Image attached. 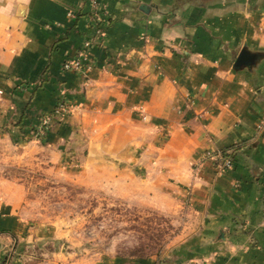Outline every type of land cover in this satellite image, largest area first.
I'll use <instances>...</instances> for the list:
<instances>
[{
  "label": "crops",
  "instance_id": "obj_1",
  "mask_svg": "<svg viewBox=\"0 0 264 264\" xmlns=\"http://www.w3.org/2000/svg\"><path fill=\"white\" fill-rule=\"evenodd\" d=\"M96 7L0 0V264L27 228L25 185L5 167L29 162L183 216L144 264H264V0ZM75 60L89 68H62ZM59 104L77 108L54 116ZM231 148L218 172L209 154Z\"/></svg>",
  "mask_w": 264,
  "mask_h": 264
},
{
  "label": "rangeland",
  "instance_id": "obj_2",
  "mask_svg": "<svg viewBox=\"0 0 264 264\" xmlns=\"http://www.w3.org/2000/svg\"><path fill=\"white\" fill-rule=\"evenodd\" d=\"M209 156L218 172L229 169L225 151ZM5 168L26 189L27 228L8 264H144L169 252L184 227L170 206L135 204L87 179L46 174L37 162Z\"/></svg>",
  "mask_w": 264,
  "mask_h": 264
},
{
  "label": "built area",
  "instance_id": "obj_3",
  "mask_svg": "<svg viewBox=\"0 0 264 264\" xmlns=\"http://www.w3.org/2000/svg\"><path fill=\"white\" fill-rule=\"evenodd\" d=\"M92 4L93 7H95V10H97V12H95V16L97 17V19L99 18V15L101 14V10L102 8H98L96 7L97 5V0H92ZM62 68L67 70V69H73V70H81V69H85L87 70L89 67L88 65H84L83 61L81 60H75V61H66L63 63ZM2 94V91L0 90V95ZM73 108H77V106H71V105H65V104H59L54 112L53 115L54 116H59V115H63L65 113H68L71 111V109ZM51 115H45L40 119V122L38 124V126L35 128L34 130V134L36 136V138H42V136H44V134L46 133L47 129L50 127L51 124ZM264 124V115L261 116L260 121H259V125L258 127H261ZM227 165V167H231L232 161L230 163V161H226L225 163Z\"/></svg>",
  "mask_w": 264,
  "mask_h": 264
},
{
  "label": "water",
  "instance_id": "obj_4",
  "mask_svg": "<svg viewBox=\"0 0 264 264\" xmlns=\"http://www.w3.org/2000/svg\"><path fill=\"white\" fill-rule=\"evenodd\" d=\"M256 54H249V53H245L242 52L238 58H237V63H239L240 61L243 62L244 64L250 63L251 61H253L255 59Z\"/></svg>",
  "mask_w": 264,
  "mask_h": 264
},
{
  "label": "trees",
  "instance_id": "obj_5",
  "mask_svg": "<svg viewBox=\"0 0 264 264\" xmlns=\"http://www.w3.org/2000/svg\"><path fill=\"white\" fill-rule=\"evenodd\" d=\"M263 56H264V54H263ZM237 149H238V148H234V149H233V148H231V149H230V153H227V149H226V150H223V151H225V152H226V155H227V156H231V154H232V153H234V152H235V150H237Z\"/></svg>",
  "mask_w": 264,
  "mask_h": 264
}]
</instances>
